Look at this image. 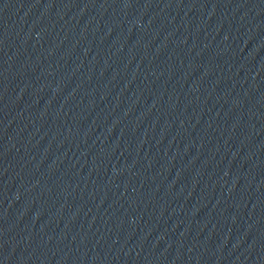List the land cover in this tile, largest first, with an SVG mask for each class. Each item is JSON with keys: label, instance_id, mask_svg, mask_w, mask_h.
Listing matches in <instances>:
<instances>
[{"label": "water", "instance_id": "1", "mask_svg": "<svg viewBox=\"0 0 264 264\" xmlns=\"http://www.w3.org/2000/svg\"><path fill=\"white\" fill-rule=\"evenodd\" d=\"M0 264H264V0H0Z\"/></svg>", "mask_w": 264, "mask_h": 264}]
</instances>
